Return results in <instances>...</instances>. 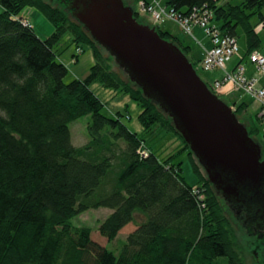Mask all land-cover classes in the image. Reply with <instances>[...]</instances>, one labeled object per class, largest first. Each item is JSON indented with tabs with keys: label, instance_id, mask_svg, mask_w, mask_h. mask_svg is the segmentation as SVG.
Masks as SVG:
<instances>
[{
	"label": "trees",
	"instance_id": "trees-1",
	"mask_svg": "<svg viewBox=\"0 0 264 264\" xmlns=\"http://www.w3.org/2000/svg\"><path fill=\"white\" fill-rule=\"evenodd\" d=\"M69 1L56 0L54 5L46 0H0V264H244L230 209L172 119L121 68L113 69V57L72 16ZM134 1L125 4L146 23ZM161 5L185 14L208 8L222 33L236 36L241 27L246 53L260 44L250 18L257 13L264 23V0H164ZM27 6L52 22L48 37L41 39L16 17ZM147 24L184 54L190 52L179 34ZM65 32L77 47L92 50L94 63L83 78L64 80L67 67L54 46ZM202 58L188 57L194 68ZM93 82L128 95L141 107L138 119L144 130L171 132L181 139L182 150L159 157L121 120L120 111L114 116L103 113L104 103L90 87ZM205 83L217 92L212 83ZM229 105L249 136L258 140V112L256 118L241 120L247 103ZM84 115L90 116L87 141L76 146L69 123ZM145 147L148 153L143 156L138 149ZM182 152L197 175L196 186L182 175L181 161H175ZM100 206L111 209L97 227L107 241L133 221L135 213L143 217L117 253L93 239L89 227L71 224L77 214ZM240 214L246 219L243 208Z\"/></svg>",
	"mask_w": 264,
	"mask_h": 264
},
{
	"label": "water",
	"instance_id": "water-1",
	"mask_svg": "<svg viewBox=\"0 0 264 264\" xmlns=\"http://www.w3.org/2000/svg\"><path fill=\"white\" fill-rule=\"evenodd\" d=\"M72 16L171 119L216 193L264 226V159L232 107L197 74L174 42L138 21L123 0H70Z\"/></svg>",
	"mask_w": 264,
	"mask_h": 264
},
{
	"label": "rangeland",
	"instance_id": "rangeland-1",
	"mask_svg": "<svg viewBox=\"0 0 264 264\" xmlns=\"http://www.w3.org/2000/svg\"><path fill=\"white\" fill-rule=\"evenodd\" d=\"M46 1L56 5V0ZM123 1L126 2L127 0ZM158 1H160L161 4H164V0ZM240 1L241 0H219V3L221 4L230 2L232 4H238ZM141 2H143L144 5H141ZM154 2H156V0H136V2H133L135 9L139 13V18L149 23L160 25L162 28H165L174 34H179V37L191 47L190 52L187 55L185 54L187 58L191 57L192 60H196L197 58L204 56L205 50L202 49L200 44V41L203 44V40L201 35L193 29L194 27L192 28L193 25L191 26L190 33H188L173 20H156L152 11L148 9V4H152ZM261 12L264 15V6L261 8ZM16 17L20 18L23 24L33 27L36 34L41 39L48 37L54 29L52 22L35 7H24L20 14ZM250 22L254 26L260 39L259 46L253 51H258L264 55V23H262L263 21L261 22V19L257 13L251 16ZM236 30L237 32L235 37L238 44V51L232 55L230 62L226 63V69L228 70H231V64L241 57L242 59L239 62L241 64H243L244 59L249 58V53H246L247 47L245 35L243 34L241 27H237ZM54 49L58 54L60 61L63 62L67 67V73L64 76L65 81H69L73 78H83L88 73L90 66L94 63V56L91 48L88 45H81L77 47L75 42L72 41V36L69 32H65L61 36L59 41L54 46ZM102 50L105 51L104 49ZM248 62L249 66L250 64H253L249 61V59ZM249 66L248 69L251 68ZM195 67V70L201 79H203L205 82H208L209 84L212 83V86H214V81L220 79L224 73L223 69L221 68L203 69L201 67V61L196 62ZM118 68V65L114 63L113 69L118 71ZM246 69L247 68L245 67V71ZM258 82L263 83L264 77H260L257 83ZM227 84H230V87L227 91L221 90L219 86H214V89L217 91L214 93L217 94V96L227 104H230L232 101H235L237 104L242 101L246 102L247 108L241 114V117H239L241 120H247L250 117L256 118V112H258L257 115L260 117V120L256 119V124L259 126L260 130L258 141L261 143L262 147H264V117L259 115V104L254 98L245 94L237 86L233 85L232 83H225V85ZM90 87L104 103L102 109L103 113L108 116H114L117 111H120L122 113V116L120 117L121 120L131 131H134L141 137H144L147 144L156 151L159 157L165 158L170 154L179 153L182 150L183 144L181 139L171 132H166L163 129L159 130L155 128L149 134L148 131L144 130L138 119V114L141 111V107L128 95L113 89L105 88L99 82H93ZM89 117V115H84L69 123L71 142L76 146L82 145L87 141L86 125L89 121ZM144 149L147 148L145 147ZM175 161H181L182 175L185 177L186 181L194 184V186L198 185L196 184L197 175L193 170L187 153L182 152L177 156ZM217 195H219L220 200L226 206L227 210L230 209V221L234 228L236 240L239 244V250L241 252L244 264H264V243L260 242L259 238H257L254 234L251 235L248 233L246 222L244 221L243 216L240 214V210L242 208L237 211V208L232 205L230 206V204L220 193H217ZM110 212L111 209L108 207L100 206L97 208H88L74 216L71 219V224L73 226L89 227L91 231V237L93 239L97 240L103 245H106L107 248L114 250L115 253H117L128 232H130L133 227H135L136 223H139L143 217L141 214L135 213L133 221L125 224L118 231L116 237L113 240L107 241L106 238L99 234L97 227ZM221 264H224V262H221Z\"/></svg>",
	"mask_w": 264,
	"mask_h": 264
},
{
	"label": "built area",
	"instance_id": "built-area-1",
	"mask_svg": "<svg viewBox=\"0 0 264 264\" xmlns=\"http://www.w3.org/2000/svg\"><path fill=\"white\" fill-rule=\"evenodd\" d=\"M144 5L141 2V5ZM148 9L152 11L154 17L158 21L167 19L177 22L180 27L190 33L192 25H197L202 28L204 34L208 36L211 46L204 52L201 60L203 69H223V76L220 79H215L214 86L220 87L225 83H232L240 88L245 94L254 98L259 104V115L264 117V82L257 83L260 77H264V55L258 51L249 53V61L254 64L257 74H246L245 65L236 63L231 70L226 69V63L230 61L233 54L238 51L236 37L224 34L212 21V11L208 8H192L185 14L177 12L172 8L168 9L162 6L157 0L152 4H148ZM213 86V88H214ZM139 153L146 156L147 149H138Z\"/></svg>",
	"mask_w": 264,
	"mask_h": 264
},
{
	"label": "crops",
	"instance_id": "crops-1",
	"mask_svg": "<svg viewBox=\"0 0 264 264\" xmlns=\"http://www.w3.org/2000/svg\"><path fill=\"white\" fill-rule=\"evenodd\" d=\"M193 27H194V28H193ZM192 28H193L198 34L201 35V38H202V40H203L202 42H203L204 45L201 43L200 40H199V41H200V44H201V46H202V49L206 50L208 47H210V40H209L208 36H206V35L204 34V32L202 31V29H201L199 26H197V25H193ZM241 59H242V57H241L240 59L236 60L234 63H232L231 66L233 67L236 63L240 62ZM228 62H230V61H228ZM243 64H244L245 67L247 68V69H246V74H248V75H251V74H257V71H256V69L254 68V65H253V64H250V66H249L248 59H244ZM248 66L251 67V68L248 69ZM229 87H230V84H227V85L223 84L222 86H220V89H221V90H224V91H225V90L227 91Z\"/></svg>",
	"mask_w": 264,
	"mask_h": 264
},
{
	"label": "flooded vegetation",
	"instance_id": "flooded-vegetation-1",
	"mask_svg": "<svg viewBox=\"0 0 264 264\" xmlns=\"http://www.w3.org/2000/svg\"><path fill=\"white\" fill-rule=\"evenodd\" d=\"M228 203L230 204V202ZM247 225H249V229H247L248 233L251 235L254 234L257 238H259L260 242L264 243V226L259 227L254 222H250Z\"/></svg>",
	"mask_w": 264,
	"mask_h": 264
}]
</instances>
